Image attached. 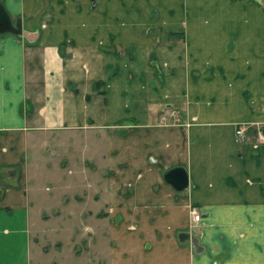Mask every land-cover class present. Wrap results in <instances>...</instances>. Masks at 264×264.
I'll return each instance as SVG.
<instances>
[{"label":"crops","instance_id":"obj_1","mask_svg":"<svg viewBox=\"0 0 264 264\" xmlns=\"http://www.w3.org/2000/svg\"><path fill=\"white\" fill-rule=\"evenodd\" d=\"M0 2L21 25L0 33V264H33L32 232L64 229L85 264H264V0ZM54 132L84 153L68 178L92 205L37 193L40 217L47 167L28 159Z\"/></svg>","mask_w":264,"mask_h":264},{"label":"rangeland","instance_id":"obj_2","mask_svg":"<svg viewBox=\"0 0 264 264\" xmlns=\"http://www.w3.org/2000/svg\"><path fill=\"white\" fill-rule=\"evenodd\" d=\"M182 34V33H181ZM178 37V36H177ZM56 133L54 132L53 138L51 137V143L49 145L50 148H39L34 153H31L29 156V161L31 163H37L41 159L43 162L44 167H47V170H43V173L39 171V176L33 178L30 180L29 185L32 187L31 190V199L33 203V208L36 209L37 212H39V208L41 207L40 197H36L37 193L39 195H44L46 197H51V199L48 202L47 206H52L53 211L60 210V209H68L70 211L75 209H83L89 207L92 205L91 198L87 197L88 194V185L86 183H82L80 179H84L82 176L77 177L78 179H75L74 182L70 183L69 181V169L75 167V174L77 172L83 171L87 166V161L83 158L84 153L82 151L76 152L72 150L71 148V142L73 140V137H63L66 139V141L63 142V146L61 145V141L56 142ZM59 139V138H58ZM77 139L79 141L82 140L81 137H74V140ZM74 166V167H73ZM9 172V171H8ZM7 172V173H8ZM83 174V173H82ZM62 182H58L59 178H63ZM80 183H75V182ZM44 184L50 188V192L48 193V190L45 188ZM49 195V196H48ZM36 198V199H35ZM83 198V199H81ZM87 199L86 203H82V200ZM37 203V206L35 205ZM102 203V200H96L95 207L100 206ZM57 204V205H55ZM41 210V209H40ZM52 211V212H53ZM40 217L46 216L47 214L46 210L40 211ZM39 219V217H38ZM72 225V223H69ZM35 227V226H34ZM40 228V221H37L36 229ZM71 230V229H70ZM63 231H66L65 229ZM61 231L58 234V237L60 236L61 239L56 237L54 239L48 237H44L42 234V231L39 232H32V239L37 245V251L32 249V259L33 264H85L81 261H78L77 258L74 256H77V252H81L82 249H78L79 245L77 244L78 240L73 239L74 233L66 231L64 233ZM38 235V236H35ZM62 235L63 240H62ZM39 236L42 238H39ZM47 236V235H45ZM97 239L99 241L95 240V245H98L97 251H100L102 249L103 252V244L104 239L102 236H98ZM31 241V240H30ZM56 248V250L62 249V252L57 255L53 254V249L50 247L53 245ZM45 244V245H44ZM47 244V245H46ZM72 245H74L72 249ZM80 248V247H79ZM38 249L40 251H38ZM86 249V248H84ZM87 250V249H86ZM23 248H17V247H11L9 254L13 256H18L19 254H23ZM35 251V252H34ZM51 251V252H50ZM95 252L94 255L96 258H98V252ZM44 252V253H43ZM49 252L50 254H45ZM76 253V254H75ZM74 255V256H73ZM87 255H92L91 252L87 251ZM93 256V255H92ZM8 257V256H7ZM99 264V263H98Z\"/></svg>","mask_w":264,"mask_h":264},{"label":"water","instance_id":"obj_3","mask_svg":"<svg viewBox=\"0 0 264 264\" xmlns=\"http://www.w3.org/2000/svg\"><path fill=\"white\" fill-rule=\"evenodd\" d=\"M4 32L21 33V25L19 20H17L16 24H12L9 14L3 5L0 4V33ZM167 180L178 190L187 186V175L184 171L171 172Z\"/></svg>","mask_w":264,"mask_h":264},{"label":"built area","instance_id":"obj_4","mask_svg":"<svg viewBox=\"0 0 264 264\" xmlns=\"http://www.w3.org/2000/svg\"><path fill=\"white\" fill-rule=\"evenodd\" d=\"M235 133L237 136L241 137V138H247L248 135V127L247 125L243 124V125H239L236 127ZM257 137L262 136V138H264V127L263 129H259L255 131ZM190 213L193 217V220L198 222L201 219V213L200 210L197 206H192L190 209Z\"/></svg>","mask_w":264,"mask_h":264},{"label":"trees","instance_id":"obj_5","mask_svg":"<svg viewBox=\"0 0 264 264\" xmlns=\"http://www.w3.org/2000/svg\"><path fill=\"white\" fill-rule=\"evenodd\" d=\"M0 4L2 5V3L0 2ZM253 130V129H252Z\"/></svg>","mask_w":264,"mask_h":264}]
</instances>
